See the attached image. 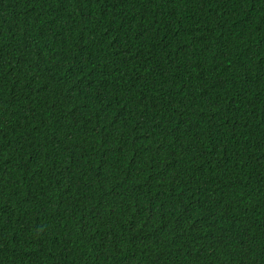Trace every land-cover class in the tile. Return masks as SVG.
<instances>
[{"label": "trees", "instance_id": "16d2710c", "mask_svg": "<svg viewBox=\"0 0 264 264\" xmlns=\"http://www.w3.org/2000/svg\"><path fill=\"white\" fill-rule=\"evenodd\" d=\"M0 264H264V0H0Z\"/></svg>", "mask_w": 264, "mask_h": 264}]
</instances>
